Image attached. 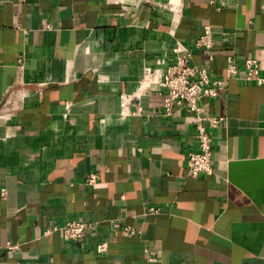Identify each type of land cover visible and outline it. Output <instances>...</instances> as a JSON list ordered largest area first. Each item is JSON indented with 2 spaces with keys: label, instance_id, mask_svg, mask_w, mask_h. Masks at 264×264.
Masks as SVG:
<instances>
[{
  "label": "crops",
  "instance_id": "0c3cea01",
  "mask_svg": "<svg viewBox=\"0 0 264 264\" xmlns=\"http://www.w3.org/2000/svg\"><path fill=\"white\" fill-rule=\"evenodd\" d=\"M207 25L214 45L193 63L224 76L230 57H257L264 74V0H0V264H264V82L203 98L227 120L198 176L192 112L165 116L154 93L120 115L143 67ZM77 218L97 234L46 233Z\"/></svg>",
  "mask_w": 264,
  "mask_h": 264
},
{
  "label": "built area",
  "instance_id": "2783aa9c",
  "mask_svg": "<svg viewBox=\"0 0 264 264\" xmlns=\"http://www.w3.org/2000/svg\"><path fill=\"white\" fill-rule=\"evenodd\" d=\"M214 30L210 25L205 26L204 32L195 39L193 45L177 40L172 47V56H161L146 64L138 76V84L134 91L123 92L120 95L121 117H132L145 113L142 98L154 93L163 95V114L172 116L175 108H186L193 114L196 137V148L188 151L187 167L192 176L213 172V152L215 137L213 130L221 127L227 120L225 115L211 113L204 97H219L226 89L230 79L244 77L258 83L264 82L261 73L263 63L257 57L228 59L227 70L224 76H212L207 65L193 63V54L196 48H211L214 45ZM100 177L91 173L87 179L90 185H97ZM0 195L6 196L7 189L1 188ZM159 207H150V212L159 211ZM119 227V223H114ZM130 229V227H125ZM60 230L67 240L78 241L88 235L95 236L98 232V221L88 219H71L60 225H53L46 230ZM108 242L100 241L96 245L99 254L106 253ZM10 249L18 248L15 243H7ZM181 264H188L186 261Z\"/></svg>",
  "mask_w": 264,
  "mask_h": 264
}]
</instances>
